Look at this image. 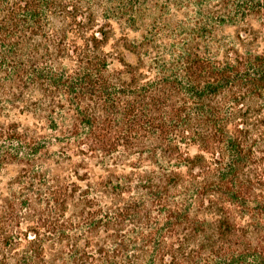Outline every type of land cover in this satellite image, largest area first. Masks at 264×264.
Instances as JSON below:
<instances>
[{
  "label": "trees",
  "instance_id": "trees-1",
  "mask_svg": "<svg viewBox=\"0 0 264 264\" xmlns=\"http://www.w3.org/2000/svg\"><path fill=\"white\" fill-rule=\"evenodd\" d=\"M195 1L0 0V264H264V0Z\"/></svg>",
  "mask_w": 264,
  "mask_h": 264
},
{
  "label": "rangeland",
  "instance_id": "rangeland-1",
  "mask_svg": "<svg viewBox=\"0 0 264 264\" xmlns=\"http://www.w3.org/2000/svg\"><path fill=\"white\" fill-rule=\"evenodd\" d=\"M102 3L104 4H109L110 0H101ZM192 2H196L195 0H190ZM166 3H170V7L167 9H164L162 12L161 7L165 6ZM180 5V4H179ZM173 6V0H153V4H150L146 9H144L143 15L136 16V23L131 27L132 29L128 31V37L133 38L134 40H139L141 37V34L145 30H149L153 25H156L157 27H161L165 24V26H169L168 28H171L174 34L180 33V28L182 26H189L195 18L194 14V6H189L188 9H174ZM179 7V6H177ZM100 11L97 10V19L102 20L99 16ZM112 27L114 30V35L116 38L117 34H119V23L115 19H111ZM55 26H59L58 22H55ZM231 30L229 28H224L220 32V37L221 38H230L231 37ZM179 35V34H178ZM113 38V39H114ZM111 44V43H110ZM108 44L104 50L105 51H110V47ZM52 151L57 150V146H52L51 147ZM13 171H9L7 174L4 173V180H9L13 177Z\"/></svg>",
  "mask_w": 264,
  "mask_h": 264
}]
</instances>
